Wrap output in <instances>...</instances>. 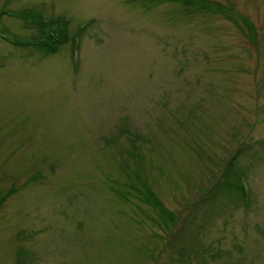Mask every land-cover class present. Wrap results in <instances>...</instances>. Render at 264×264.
Wrapping results in <instances>:
<instances>
[{
	"label": "rangeland",
	"instance_id": "1",
	"mask_svg": "<svg viewBox=\"0 0 264 264\" xmlns=\"http://www.w3.org/2000/svg\"><path fill=\"white\" fill-rule=\"evenodd\" d=\"M32 11L69 34L92 19L79 55L72 42L40 54L46 34L19 16ZM253 145L264 0H0V264H181L171 235ZM246 186L248 203L222 204L187 244L188 264H264V163Z\"/></svg>",
	"mask_w": 264,
	"mask_h": 264
},
{
	"label": "trees",
	"instance_id": "2",
	"mask_svg": "<svg viewBox=\"0 0 264 264\" xmlns=\"http://www.w3.org/2000/svg\"><path fill=\"white\" fill-rule=\"evenodd\" d=\"M185 1L187 3L191 2V0ZM200 8H204L203 5ZM210 8V6L206 5V9ZM225 11L229 12L228 9ZM32 13L35 15L34 18H30L24 14H19V16L21 18L26 17L28 19V26L38 31L40 30L39 32L40 34L42 33V35L46 34V40H44V42H40L38 45H36L37 43L34 44L36 50L40 54L44 55V57L55 54L60 46L65 44L68 41V38H70L68 24L61 21L60 18L55 19L51 17L50 19L45 20L43 16L40 17L38 13H34L33 11ZM53 24L55 26V31L53 30ZM49 32H51V34ZM263 163L264 146L262 145H260V148H255L254 145L249 147L241 146L232 154L219 181L215 183L213 188L206 193L201 200L193 204L194 209L189 218L183 221V231L180 235H174L175 233L171 235L172 241H174L172 246L175 247V252L178 253L179 259L177 262L181 264H188L191 252L189 251L187 244H190V242H196V244L201 242L199 240L201 239V229L204 225L208 224L210 219L213 218L214 214L222 206V204L233 202L239 206L240 203L244 204L248 200L250 195L245 186V181L247 180L249 173L258 165ZM128 180L130 189L141 199L142 202L151 208H154L155 211L157 210L160 213L163 222H172L170 218L173 217V214L157 200L155 193L148 191V187H138L134 183L133 177L130 175H128ZM119 196L121 198H125V196L121 193ZM193 228H196V230L194 231ZM187 229H189L191 233H196L198 235L195 238H193V236L185 238V230ZM194 255L197 259H199V261L204 260L205 253L202 251L201 246L194 252ZM212 258L218 259L220 256H212ZM203 264L206 263L204 262Z\"/></svg>",
	"mask_w": 264,
	"mask_h": 264
}]
</instances>
